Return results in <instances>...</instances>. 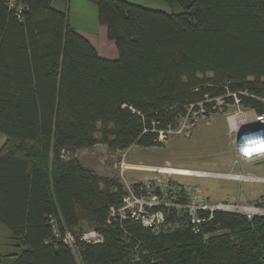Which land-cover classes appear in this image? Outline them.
<instances>
[{
	"label": "trees",
	"instance_id": "16d2710c",
	"mask_svg": "<svg viewBox=\"0 0 264 264\" xmlns=\"http://www.w3.org/2000/svg\"><path fill=\"white\" fill-rule=\"evenodd\" d=\"M51 1L24 0L18 17L0 0V224L14 240L1 264H264V215L216 212L201 234L185 224L160 234L110 225L124 184L75 157L98 142L114 153L160 146V132L189 110L217 112L219 97L234 104L228 94L264 114V0H159L178 13L89 0L116 60L101 57ZM83 222L102 243L80 240Z\"/></svg>",
	"mask_w": 264,
	"mask_h": 264
},
{
	"label": "rangeland",
	"instance_id": "374dc122",
	"mask_svg": "<svg viewBox=\"0 0 264 264\" xmlns=\"http://www.w3.org/2000/svg\"><path fill=\"white\" fill-rule=\"evenodd\" d=\"M129 1L148 9L168 13L181 11L180 6H171L159 0ZM54 6L63 9L73 27L75 25L81 27L84 22H91L92 20L97 26H100L98 8L89 0H54ZM86 29L90 33L95 31L93 27ZM103 30H106L105 26ZM243 109L245 110V108ZM243 109L242 111H244ZM250 110L252 109L248 111ZM204 111L202 106L198 110H189L175 130L172 129L163 134V137L160 138L163 144L160 146L141 147L133 145L128 150L114 153L105 144L98 142L91 148L79 150L75 157L80 160L85 168L94 173L103 177L117 178L122 182L115 168V163L122 154L126 153L127 161L135 168L140 169L129 170L126 173V181L130 185L146 179L165 180L169 178L167 175L157 172V169L164 167H170L178 172L186 170L209 173L243 172L244 174L264 177V162L236 164L235 142L230 137L227 117L236 115L239 110L229 104L226 107H219L217 112L211 111L206 114ZM233 121L230 119L231 123ZM5 143L6 136L0 133V148ZM256 163H260V165H255ZM172 178L182 183L199 185L204 189L211 202L241 201L264 210V183L238 182L219 177L176 176ZM91 230V226L87 222H83L75 231L82 232L79 235H83ZM13 247L14 240L11 238V232L5 225L0 224V255L9 258V255L13 253ZM1 263H3V259L0 257Z\"/></svg>",
	"mask_w": 264,
	"mask_h": 264
},
{
	"label": "built area",
	"instance_id": "2783aa9c",
	"mask_svg": "<svg viewBox=\"0 0 264 264\" xmlns=\"http://www.w3.org/2000/svg\"><path fill=\"white\" fill-rule=\"evenodd\" d=\"M23 3L24 0H6L8 8L14 11L18 17L23 14ZM228 95L234 97L232 105L239 110L236 115L227 117L230 137L235 142L236 164L264 162V114H258L254 109L250 110L251 112L248 111L249 109L244 110L237 94ZM224 105V97H219L215 99L213 108L218 109ZM230 119H233L234 122L231 123ZM163 134L164 132H160V138L163 137ZM115 168L125 186L126 194L118 205L110 208L108 221L110 225L130 221L160 234L173 231L185 224V226L191 227L196 234H201L204 222L212 220L216 212L242 214L250 220L257 215H264V210L241 201L211 202L204 189L199 185L182 183L172 178L176 176L219 177L238 182L264 183L262 176L244 174L243 172L209 173L191 170L176 173L170 168H159L157 172L167 175L169 178L165 180L146 179L130 185L126 181V173L129 170L140 169L135 168L127 161L126 153L120 156L115 163ZM203 237L204 240H208L211 234H203ZM61 238L77 254L75 236L71 232H66ZM80 240L86 243L100 244L104 238L100 232L92 229L90 232L84 233Z\"/></svg>",
	"mask_w": 264,
	"mask_h": 264
},
{
	"label": "crops",
	"instance_id": "0c3cea01",
	"mask_svg": "<svg viewBox=\"0 0 264 264\" xmlns=\"http://www.w3.org/2000/svg\"><path fill=\"white\" fill-rule=\"evenodd\" d=\"M51 6L55 10L64 13L63 9H60V8H57L54 6V0L51 1ZM98 21H99V18H98ZM67 23L71 28H73L74 30L79 32L81 35H83L97 49V51L101 57L108 59V60H116L118 58V56H119L118 49H117L115 43L108 39L107 29L103 30L104 25H102L100 22H99L100 26H97L95 24V21L92 20L91 22H84V24H82L81 27H78L77 25H75V27H73L70 25L69 20L67 18ZM88 27H93L95 29V31L93 33L88 32L87 31L88 29H86ZM103 31H106V32H103ZM227 124H228V121H227ZM6 142H7V137H6ZM4 145H3V147H4ZM2 148H0V150ZM255 165H260V163L259 164L256 163ZM261 165H263V164H261ZM229 173H234V172H229ZM258 176H260V175H258Z\"/></svg>",
	"mask_w": 264,
	"mask_h": 264
},
{
	"label": "bare ground",
	"instance_id": "6f19581e",
	"mask_svg": "<svg viewBox=\"0 0 264 264\" xmlns=\"http://www.w3.org/2000/svg\"><path fill=\"white\" fill-rule=\"evenodd\" d=\"M164 168H170V167H164ZM170 169H172V168H170ZM172 170H173V169H172ZM174 171H176V170H174ZM176 173H181V172L176 171Z\"/></svg>",
	"mask_w": 264,
	"mask_h": 264
},
{
	"label": "water",
	"instance_id": "95a60500",
	"mask_svg": "<svg viewBox=\"0 0 264 264\" xmlns=\"http://www.w3.org/2000/svg\"><path fill=\"white\" fill-rule=\"evenodd\" d=\"M183 2H184L185 4H187V3H188V0H183Z\"/></svg>",
	"mask_w": 264,
	"mask_h": 264
}]
</instances>
